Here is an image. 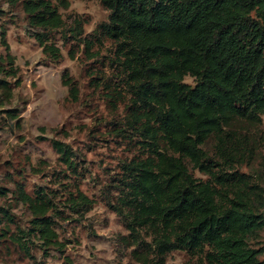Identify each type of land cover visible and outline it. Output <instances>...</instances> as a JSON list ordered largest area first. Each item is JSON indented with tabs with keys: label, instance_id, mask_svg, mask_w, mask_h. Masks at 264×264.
Instances as JSON below:
<instances>
[{
	"label": "trees",
	"instance_id": "obj_1",
	"mask_svg": "<svg viewBox=\"0 0 264 264\" xmlns=\"http://www.w3.org/2000/svg\"><path fill=\"white\" fill-rule=\"evenodd\" d=\"M54 1L65 5L23 0L22 8L43 52L56 58L50 42L64 21ZM100 1L109 11L102 30L116 45L114 61L131 100L129 124L144 155L124 164L114 205L126 216L134 257L166 264L169 253L184 250L197 257L194 264H264L250 245L264 233V185L239 171L255 148L236 128H259L264 120V0ZM79 25L71 35H80ZM6 59L5 92L17 75L13 57ZM187 76L195 85L185 83ZM210 140L212 155L204 148ZM53 144L74 171L71 147ZM188 163L208 178H196ZM17 196L33 219L31 232L15 242L28 254L26 236L44 251L61 247L47 194L40 189L33 197L19 188ZM11 215L0 209L1 218L12 221Z\"/></svg>",
	"mask_w": 264,
	"mask_h": 264
},
{
	"label": "rangeland",
	"instance_id": "obj_2",
	"mask_svg": "<svg viewBox=\"0 0 264 264\" xmlns=\"http://www.w3.org/2000/svg\"><path fill=\"white\" fill-rule=\"evenodd\" d=\"M22 2L0 0V69L11 67L10 54L17 72L7 79L8 91L0 89V188L7 192L0 195V209L12 214V221L0 216V264H140L126 216L114 209L124 164L144 155L129 124L131 100L114 61L116 45L102 30L109 11L100 0L54 1L64 21L52 33L50 43L59 50L55 58L33 37ZM77 24L80 35H71ZM185 83L195 85V80L187 76ZM236 128L255 148L239 171L264 185V120L259 128L245 123ZM54 141L71 147L74 171ZM204 148L212 155L215 141ZM188 167L196 178H208ZM19 188L33 197L40 189L47 194V216L61 247L44 251L35 236H26L28 254L15 242L22 231L31 232L33 219L17 196ZM250 245L264 261V233ZM196 259L176 250L166 264Z\"/></svg>",
	"mask_w": 264,
	"mask_h": 264
},
{
	"label": "clouds",
	"instance_id": "obj_3",
	"mask_svg": "<svg viewBox=\"0 0 264 264\" xmlns=\"http://www.w3.org/2000/svg\"><path fill=\"white\" fill-rule=\"evenodd\" d=\"M187 83H191V81L190 80H188V81H186Z\"/></svg>",
	"mask_w": 264,
	"mask_h": 264
}]
</instances>
